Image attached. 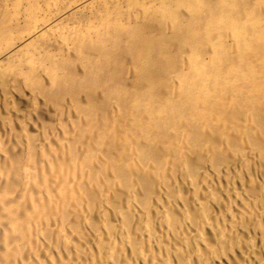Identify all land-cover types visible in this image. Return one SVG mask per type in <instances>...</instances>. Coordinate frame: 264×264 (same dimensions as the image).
Here are the masks:
<instances>
[{"label": "bare ground", "instance_id": "obj_1", "mask_svg": "<svg viewBox=\"0 0 264 264\" xmlns=\"http://www.w3.org/2000/svg\"><path fill=\"white\" fill-rule=\"evenodd\" d=\"M0 264H264V0H0Z\"/></svg>", "mask_w": 264, "mask_h": 264}]
</instances>
